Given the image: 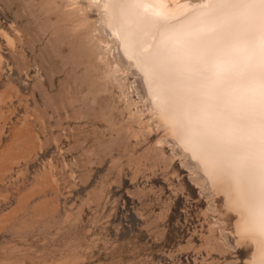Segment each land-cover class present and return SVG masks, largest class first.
<instances>
[{
  "label": "rangeland",
  "instance_id": "obj_1",
  "mask_svg": "<svg viewBox=\"0 0 264 264\" xmlns=\"http://www.w3.org/2000/svg\"><path fill=\"white\" fill-rule=\"evenodd\" d=\"M108 32L99 0H0V264H252Z\"/></svg>",
  "mask_w": 264,
  "mask_h": 264
},
{
  "label": "bare ground",
  "instance_id": "obj_2",
  "mask_svg": "<svg viewBox=\"0 0 264 264\" xmlns=\"http://www.w3.org/2000/svg\"><path fill=\"white\" fill-rule=\"evenodd\" d=\"M99 1L153 112L221 183L264 264V0Z\"/></svg>",
  "mask_w": 264,
  "mask_h": 264
}]
</instances>
